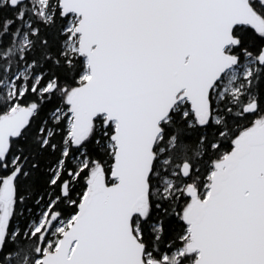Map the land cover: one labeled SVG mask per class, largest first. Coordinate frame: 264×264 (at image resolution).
<instances>
[{"label":"snow or ice","instance_id":"6c2138e0","mask_svg":"<svg viewBox=\"0 0 264 264\" xmlns=\"http://www.w3.org/2000/svg\"><path fill=\"white\" fill-rule=\"evenodd\" d=\"M0 264H264V0H0Z\"/></svg>","mask_w":264,"mask_h":264}]
</instances>
